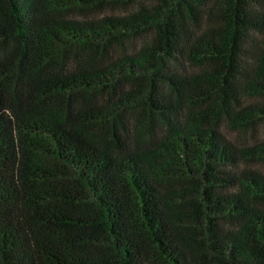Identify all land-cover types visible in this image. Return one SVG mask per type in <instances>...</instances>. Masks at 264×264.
<instances>
[{"label": "trees", "instance_id": "obj_1", "mask_svg": "<svg viewBox=\"0 0 264 264\" xmlns=\"http://www.w3.org/2000/svg\"><path fill=\"white\" fill-rule=\"evenodd\" d=\"M262 118L264 0H0V264H264Z\"/></svg>", "mask_w": 264, "mask_h": 264}, {"label": "rangeland", "instance_id": "obj_2", "mask_svg": "<svg viewBox=\"0 0 264 264\" xmlns=\"http://www.w3.org/2000/svg\"><path fill=\"white\" fill-rule=\"evenodd\" d=\"M115 11H120V9L116 8ZM229 122L225 119L219 123V130L224 134L225 137L230 139L233 143L238 146H242L244 144L250 145L256 139L264 138V118L256 121L253 125L247 126L243 128L241 131L232 130L229 127ZM143 134H146L145 131H142ZM264 169V167H262Z\"/></svg>", "mask_w": 264, "mask_h": 264}]
</instances>
